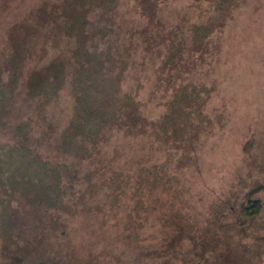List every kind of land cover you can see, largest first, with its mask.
I'll return each mask as SVG.
<instances>
[{
  "label": "rangeland",
  "instance_id": "1",
  "mask_svg": "<svg viewBox=\"0 0 264 264\" xmlns=\"http://www.w3.org/2000/svg\"><path fill=\"white\" fill-rule=\"evenodd\" d=\"M59 1L0 0V63L18 28L37 25ZM173 6L200 7L193 0ZM22 46L25 76L45 49L40 39ZM184 59L185 83L208 88L200 90L201 114L182 119L178 138L116 132L94 162L77 166L55 206L12 201L16 211L0 215V264L14 255L16 264H264V0H240L207 50ZM162 90L147 104L148 118L164 112ZM148 91L149 82L139 91L143 103ZM60 97V107L43 114L58 128L69 102L66 91ZM249 199L261 203L251 215Z\"/></svg>",
  "mask_w": 264,
  "mask_h": 264
},
{
  "label": "trees",
  "instance_id": "2",
  "mask_svg": "<svg viewBox=\"0 0 264 264\" xmlns=\"http://www.w3.org/2000/svg\"><path fill=\"white\" fill-rule=\"evenodd\" d=\"M174 1L60 0L49 14L37 16V25L26 24L21 32L18 28L10 54L0 63L1 216L16 211L12 201L58 204L64 185L76 179L77 166L94 162L116 132L178 138L184 130L182 119L201 114L200 90L208 88L204 81L185 83L189 72L184 54H203L240 0H193L200 5L196 12L177 9ZM36 39L45 54L22 76L29 59L22 45L33 46ZM49 39L58 45L53 48ZM128 79L129 86L122 87ZM148 82L143 103L139 91ZM159 87L164 112L148 118L145 108ZM62 91L69 102L63 108L66 123L58 128L53 121L46 123L43 114L47 107H60ZM110 180L119 186L120 174L113 173ZM248 201L245 213H256L260 201ZM11 262L19 263L20 257L14 255Z\"/></svg>",
  "mask_w": 264,
  "mask_h": 264
}]
</instances>
